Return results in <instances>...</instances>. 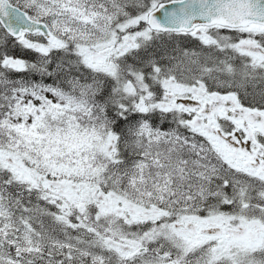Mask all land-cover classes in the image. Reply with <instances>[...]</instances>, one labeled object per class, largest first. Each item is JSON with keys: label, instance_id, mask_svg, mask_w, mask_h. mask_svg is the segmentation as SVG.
Returning a JSON list of instances; mask_svg holds the SVG:
<instances>
[{"label": "snow or ice", "instance_id": "snow-or-ice-1", "mask_svg": "<svg viewBox=\"0 0 264 264\" xmlns=\"http://www.w3.org/2000/svg\"><path fill=\"white\" fill-rule=\"evenodd\" d=\"M0 264H264V0H0Z\"/></svg>", "mask_w": 264, "mask_h": 264}]
</instances>
